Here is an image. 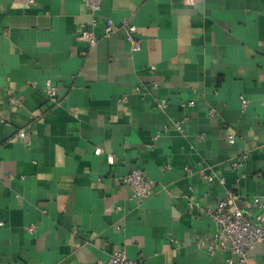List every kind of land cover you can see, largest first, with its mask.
Listing matches in <instances>:
<instances>
[{
	"label": "crops",
	"instance_id": "0c3cea01",
	"mask_svg": "<svg viewBox=\"0 0 264 264\" xmlns=\"http://www.w3.org/2000/svg\"><path fill=\"white\" fill-rule=\"evenodd\" d=\"M30 1L0 0V264H106L119 249L140 264H227L203 245L216 230L204 212L227 191L264 194V0H103L96 14ZM108 18L120 28L104 36ZM135 167L147 198L122 184ZM246 264H264V243Z\"/></svg>",
	"mask_w": 264,
	"mask_h": 264
},
{
	"label": "built area",
	"instance_id": "2783aa9c",
	"mask_svg": "<svg viewBox=\"0 0 264 264\" xmlns=\"http://www.w3.org/2000/svg\"><path fill=\"white\" fill-rule=\"evenodd\" d=\"M103 0H81L85 9L91 14H96L100 11ZM204 0H185L187 5H195L198 2ZM33 4L32 0L30 1ZM122 27L126 30V41L130 46V50L135 52L140 49V42L135 37L136 28L129 22L122 24ZM120 26H118L112 19L108 18L105 21L103 32L104 36L116 32ZM80 38L87 43L89 47H93L97 40L90 32H82ZM152 69H154L152 67ZM157 84H153L156 87ZM44 91L50 100L56 98V89L53 88L49 82L45 83ZM9 103L16 107H21L20 102L14 98H9ZM194 101H188L182 104V107H192ZM240 104L242 107L247 106V100L240 98ZM168 103L165 99H160L156 103V107L160 110H165ZM211 110L210 115H213ZM185 120L175 122L173 129L179 133H183V124ZM27 136L26 130H20L17 133V137L25 139ZM158 137V134L156 138ZM236 133L229 130L226 134V140L230 145L236 143ZM96 155L101 154L100 149L95 150ZM247 160V152H242L234 156L230 162L233 170H239L244 167ZM108 164H113V158L107 157ZM190 170L186 166L184 172L188 173ZM257 176H262L258 173ZM208 182L213 181V176L206 177ZM122 184L129 190L132 198L144 199L149 197L154 192V184L148 179L144 172L138 168H131L122 178ZM240 180L237 179L236 183L239 184ZM264 193V192H263ZM197 205V204H196ZM207 214L213 223L216 230L212 234L211 238L203 245L210 256L215 255L216 247L222 251H228L230 257L227 259V264H246L250 251L258 243H264V194L262 195H246L239 190L227 191L225 195L219 199L216 207L213 210H206ZM29 232H32L34 226H28L26 228ZM142 258L137 260H130L127 258L123 249L114 251L106 261V264H140Z\"/></svg>",
	"mask_w": 264,
	"mask_h": 264
}]
</instances>
